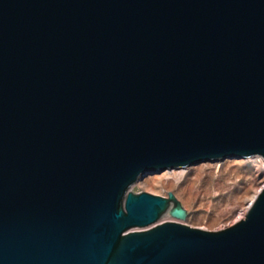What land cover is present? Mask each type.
Returning <instances> with one entry per match:
<instances>
[{"label": "water", "instance_id": "95a60500", "mask_svg": "<svg viewBox=\"0 0 264 264\" xmlns=\"http://www.w3.org/2000/svg\"><path fill=\"white\" fill-rule=\"evenodd\" d=\"M264 159V0H0V264H264V190L194 229L146 177Z\"/></svg>", "mask_w": 264, "mask_h": 264}, {"label": "rangeland", "instance_id": "374dc122", "mask_svg": "<svg viewBox=\"0 0 264 264\" xmlns=\"http://www.w3.org/2000/svg\"><path fill=\"white\" fill-rule=\"evenodd\" d=\"M262 159H227L188 167L179 184L175 183L174 176L183 169L174 170L169 176L156 173L134 184L130 191L166 198L171 192L175 194L188 217L185 221L166 217L160 224L177 222L194 229L219 232L242 221L239 220L242 210L264 184Z\"/></svg>", "mask_w": 264, "mask_h": 264}, {"label": "bare ground", "instance_id": "6f19581e", "mask_svg": "<svg viewBox=\"0 0 264 264\" xmlns=\"http://www.w3.org/2000/svg\"><path fill=\"white\" fill-rule=\"evenodd\" d=\"M254 158H261V157H254ZM262 159V158H261ZM262 162H263V166H264V159H262ZM174 171V170H170V171H166V172H163V173H166L165 175L166 176H169L171 174V172ZM185 171L183 169V171H181L179 174H175L174 176V179H175V183L176 184H179L181 182V179L184 177V174H185ZM158 184H160V182H158ZM220 185V184H219ZM264 190V184L262 185V187L257 191V193L248 201L246 207L242 210V216L240 217L239 220H244V218H246L251 206L254 204L255 200L257 199V197L259 196V194ZM177 221V220H176ZM239 222V221H238Z\"/></svg>", "mask_w": 264, "mask_h": 264}]
</instances>
